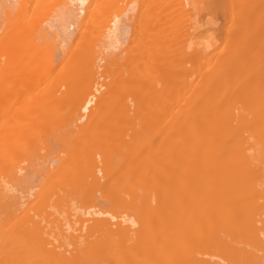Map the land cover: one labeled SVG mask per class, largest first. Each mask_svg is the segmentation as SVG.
I'll list each match as a JSON object with an SVG mask.
<instances>
[{"label": "bare ground", "instance_id": "bare-ground-1", "mask_svg": "<svg viewBox=\"0 0 264 264\" xmlns=\"http://www.w3.org/2000/svg\"><path fill=\"white\" fill-rule=\"evenodd\" d=\"M0 264H264V0H0Z\"/></svg>", "mask_w": 264, "mask_h": 264}, {"label": "rangeland", "instance_id": "rangeland-1", "mask_svg": "<svg viewBox=\"0 0 264 264\" xmlns=\"http://www.w3.org/2000/svg\"><path fill=\"white\" fill-rule=\"evenodd\" d=\"M74 51H76V50H74ZM71 65H72V64H71ZM71 65H69V67H71ZM65 77H66V76H65ZM70 78H71V77H70ZM70 78H69V79H70ZM69 79H67V80L69 81ZM70 81H71V79H70Z\"/></svg>", "mask_w": 264, "mask_h": 264}]
</instances>
